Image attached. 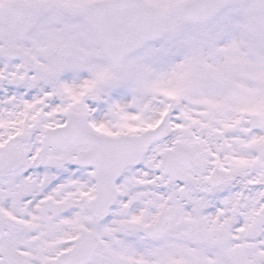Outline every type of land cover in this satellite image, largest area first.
<instances>
[{
	"label": "snow or ice",
	"instance_id": "1",
	"mask_svg": "<svg viewBox=\"0 0 264 264\" xmlns=\"http://www.w3.org/2000/svg\"><path fill=\"white\" fill-rule=\"evenodd\" d=\"M0 264H264V0H0Z\"/></svg>",
	"mask_w": 264,
	"mask_h": 264
}]
</instances>
